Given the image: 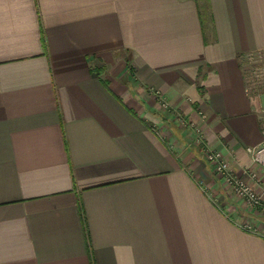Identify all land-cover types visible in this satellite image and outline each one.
Masks as SVG:
<instances>
[{
  "label": "crops",
  "instance_id": "1",
  "mask_svg": "<svg viewBox=\"0 0 264 264\" xmlns=\"http://www.w3.org/2000/svg\"><path fill=\"white\" fill-rule=\"evenodd\" d=\"M251 53L264 0H0V264H264L196 142L264 192Z\"/></svg>",
  "mask_w": 264,
  "mask_h": 264
},
{
  "label": "built area",
  "instance_id": "2",
  "mask_svg": "<svg viewBox=\"0 0 264 264\" xmlns=\"http://www.w3.org/2000/svg\"><path fill=\"white\" fill-rule=\"evenodd\" d=\"M248 58L251 61V66L248 69V87L252 90L259 89L260 86L264 85V65H258V60L252 53L249 54ZM151 92L162 108L172 110L161 90L151 89ZM174 114L182 124L194 126V123L181 114H176V112ZM196 142L201 145L206 160L214 166L215 170L223 177L225 183L234 190L238 198L250 209L264 214V192L258 191L251 182L236 175L224 153L207 144L201 129H197ZM246 150L250 154L253 163L264 169V137L260 143L247 146ZM248 172L254 179L258 180L254 171L249 170Z\"/></svg>",
  "mask_w": 264,
  "mask_h": 264
},
{
  "label": "rangeland",
  "instance_id": "3",
  "mask_svg": "<svg viewBox=\"0 0 264 264\" xmlns=\"http://www.w3.org/2000/svg\"><path fill=\"white\" fill-rule=\"evenodd\" d=\"M259 64H261V62H260V61H258V65H259ZM162 109H164V108H162ZM164 110H165V109H164ZM183 127H185V125H183Z\"/></svg>",
  "mask_w": 264,
  "mask_h": 264
},
{
  "label": "trees",
  "instance_id": "4",
  "mask_svg": "<svg viewBox=\"0 0 264 264\" xmlns=\"http://www.w3.org/2000/svg\"><path fill=\"white\" fill-rule=\"evenodd\" d=\"M127 61H129V60H127Z\"/></svg>",
  "mask_w": 264,
  "mask_h": 264
}]
</instances>
